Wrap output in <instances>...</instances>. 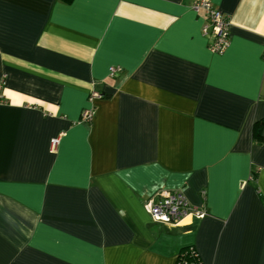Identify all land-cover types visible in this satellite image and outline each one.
<instances>
[{"label": "crops", "instance_id": "obj_1", "mask_svg": "<svg viewBox=\"0 0 264 264\" xmlns=\"http://www.w3.org/2000/svg\"><path fill=\"white\" fill-rule=\"evenodd\" d=\"M195 1L0 0V264H264V0H212L221 54Z\"/></svg>", "mask_w": 264, "mask_h": 264}, {"label": "built area", "instance_id": "obj_2", "mask_svg": "<svg viewBox=\"0 0 264 264\" xmlns=\"http://www.w3.org/2000/svg\"><path fill=\"white\" fill-rule=\"evenodd\" d=\"M192 9L205 12L207 22L203 25L202 32L204 35L211 37L208 45L209 49L214 53L221 54L229 44V19L212 4V0H196L192 4ZM262 58H264V53H262ZM117 69L116 67H110V73L114 74L118 71ZM1 83L2 80H0V86ZM101 96L99 92L92 91L89 94V100ZM93 114V106L84 108L81 113V120L90 121ZM58 141L59 136L50 140V148L52 150L55 149ZM144 207L156 222L177 223L187 214H191L196 218H202L206 215L204 210L189 203L181 189H160L144 201ZM175 264L180 263L176 262Z\"/></svg>", "mask_w": 264, "mask_h": 264}, {"label": "trees", "instance_id": "obj_3", "mask_svg": "<svg viewBox=\"0 0 264 264\" xmlns=\"http://www.w3.org/2000/svg\"><path fill=\"white\" fill-rule=\"evenodd\" d=\"M103 96V94H101ZM262 126H264V120L256 121L253 124V140L256 142H262L264 140V135H262ZM179 262L180 264H202L200 255L193 245L186 246L182 248L177 256L175 263Z\"/></svg>", "mask_w": 264, "mask_h": 264}]
</instances>
